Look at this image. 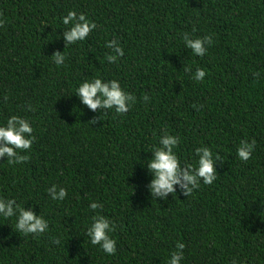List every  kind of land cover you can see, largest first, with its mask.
Returning <instances> with one entry per match:
<instances>
[{"label": "trees", "instance_id": "1", "mask_svg": "<svg viewBox=\"0 0 264 264\" xmlns=\"http://www.w3.org/2000/svg\"><path fill=\"white\" fill-rule=\"evenodd\" d=\"M69 10L96 27L65 47ZM0 20V123L25 117L35 136L22 164L0 157V197L49 225L23 234L15 217L0 218V264H166L178 242L182 264H264V0H0ZM185 33L212 37L203 57ZM111 39L124 54L110 63ZM97 76L135 96L128 112L80 102L73 92ZM166 133L179 137L182 166L202 145L219 154L217 179L152 199L141 163ZM242 140L255 141L247 161ZM53 184L64 200L50 198ZM96 212L116 225L115 255L86 236Z\"/></svg>", "mask_w": 264, "mask_h": 264}, {"label": "clouds", "instance_id": "2", "mask_svg": "<svg viewBox=\"0 0 264 264\" xmlns=\"http://www.w3.org/2000/svg\"><path fill=\"white\" fill-rule=\"evenodd\" d=\"M3 23L0 20V25ZM62 24L66 26L62 32L65 47L85 40L96 27L95 23L83 13L78 15L74 10H69L62 17ZM183 41L184 46L191 49L192 53L203 57L212 43V37L205 35L193 38L185 33ZM106 47L112 49V54L107 56L110 63L124 54V49L117 39L106 41ZM50 57L57 66L65 63L66 56L63 51H55ZM205 74L204 69L197 68L193 79L203 81ZM73 93L83 105L93 112L97 110L107 112L114 109L116 113H126L136 100L134 95L121 87L118 79L105 80L99 76L83 80ZM144 100H148L147 95L144 96ZM91 122L95 123V121ZM34 140L32 123L25 117L11 115L6 123H0V157H6L9 164H22L26 161L29 157L21 153L29 150ZM178 142V136L164 134L159 138L158 145H154L149 150L151 156L141 163L146 166L151 176L148 190L152 199L165 200L170 193L177 192V186L180 192L188 195L200 186L201 181L203 184H212L217 179L216 164L222 161L219 154L214 155L209 147L202 145L195 149L198 157L195 164L184 162L182 166L174 151ZM254 149V140L252 142L242 140L237 148V156L241 161H247L251 158ZM47 192L55 201L64 200L68 194L65 187L56 184L51 185ZM89 208L95 211L102 209L103 204L93 200ZM13 217H15V231L18 233L42 234L49 227L48 221L37 214L33 207H21L14 199L0 197V218ZM115 228V223L109 217L96 212L86 228V236L92 245H98L104 253L115 255L116 240L110 235ZM184 247V243L178 242L177 250L170 254L166 264H182ZM233 264H236L235 260Z\"/></svg>", "mask_w": 264, "mask_h": 264}]
</instances>
